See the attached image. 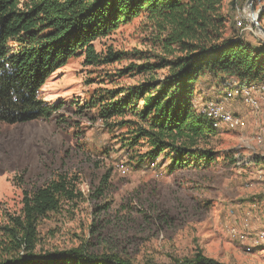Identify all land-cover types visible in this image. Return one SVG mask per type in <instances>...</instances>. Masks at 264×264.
<instances>
[{
  "label": "rangeland",
  "instance_id": "1",
  "mask_svg": "<svg viewBox=\"0 0 264 264\" xmlns=\"http://www.w3.org/2000/svg\"><path fill=\"white\" fill-rule=\"evenodd\" d=\"M248 1H223L228 33L264 48V34L248 18ZM252 8L260 12L264 0H253ZM259 22L264 28V10ZM157 35L145 18H137L96 43L99 53H125L121 62L91 67L79 56L47 81L43 99L59 106L50 119L0 122V235L11 217L20 215L26 193L67 174L77 179L82 199L40 222L37 253L79 248L117 254L136 264H171L201 252L225 264H264V244L255 237L264 230V164L253 163L264 160V96L255 94L260 102L255 111L241 97L228 99L225 93L228 81L239 88L250 85L211 77L197 85V110L210 102L222 104L244 126L219 130L216 149L229 154L224 161L185 169H174L164 158L138 165L131 160L135 153L123 144L127 127L107 125L98 108L89 105L116 86L167 76V68L118 76L119 70L140 65L137 59L143 54L152 60L165 57L155 43Z\"/></svg>",
  "mask_w": 264,
  "mask_h": 264
},
{
  "label": "trees",
  "instance_id": "2",
  "mask_svg": "<svg viewBox=\"0 0 264 264\" xmlns=\"http://www.w3.org/2000/svg\"><path fill=\"white\" fill-rule=\"evenodd\" d=\"M223 1L0 0V122L50 119L59 106L43 99L47 81L79 56L91 67L121 62L125 53H99L96 43L143 17L158 34L155 43L165 57L154 55L152 60L143 54L137 59L140 65L119 70L118 76L163 68L168 69L167 76L134 87L116 86L89 105L98 108L107 125L127 127L123 144L135 153L131 160L138 165L164 158L174 169H185L224 161L229 154L216 149L220 131L193 103L196 86L207 77L234 79L242 86L264 81V48L244 44L228 33ZM253 163L264 160L255 158ZM79 198L77 179L67 174L26 193L20 215L2 228L0 264H136L117 254H92L79 248L35 252L40 222ZM171 264L225 263L197 252Z\"/></svg>",
  "mask_w": 264,
  "mask_h": 264
},
{
  "label": "built area",
  "instance_id": "3",
  "mask_svg": "<svg viewBox=\"0 0 264 264\" xmlns=\"http://www.w3.org/2000/svg\"><path fill=\"white\" fill-rule=\"evenodd\" d=\"M239 26L243 24V15L240 14L238 20ZM252 24V23H251ZM225 93L228 99H234L236 97H241L244 103L251 107L253 110L258 111L260 109L259 99L255 96L259 93L261 97L264 96V81L250 85L247 88H239L233 84V82L225 83ZM264 99V98H263ZM199 114L208 118L211 126L216 129H226V130H236L244 126V121L235 116L233 113L227 111L222 104L210 102L198 109ZM261 135H264V128L261 129ZM248 218L244 220V227H248ZM235 232V230H231ZM257 243L264 244V230H259L255 234Z\"/></svg>",
  "mask_w": 264,
  "mask_h": 264
},
{
  "label": "water",
  "instance_id": "4",
  "mask_svg": "<svg viewBox=\"0 0 264 264\" xmlns=\"http://www.w3.org/2000/svg\"><path fill=\"white\" fill-rule=\"evenodd\" d=\"M253 0H249L247 4V11H248V18L250 22L255 26L262 34H264V28L260 25L259 18L261 15V12L264 10H261L260 12H257L252 8Z\"/></svg>",
  "mask_w": 264,
  "mask_h": 264
},
{
  "label": "bare ground",
  "instance_id": "5",
  "mask_svg": "<svg viewBox=\"0 0 264 264\" xmlns=\"http://www.w3.org/2000/svg\"><path fill=\"white\" fill-rule=\"evenodd\" d=\"M257 15H258V13H257Z\"/></svg>",
  "mask_w": 264,
  "mask_h": 264
}]
</instances>
